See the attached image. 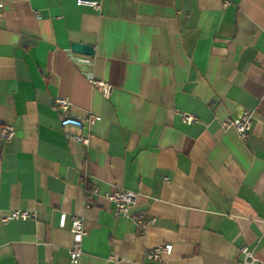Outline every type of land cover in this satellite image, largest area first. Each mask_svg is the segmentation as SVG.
Segmentation results:
<instances>
[{"label": "crops", "instance_id": "crops-1", "mask_svg": "<svg viewBox=\"0 0 264 264\" xmlns=\"http://www.w3.org/2000/svg\"><path fill=\"white\" fill-rule=\"evenodd\" d=\"M75 1L0 0V124L14 126L0 218L33 214L0 221V264H74L72 214L85 230L75 264H242L243 245L264 262V0ZM57 97L82 128L61 125ZM244 110L241 139L222 122ZM117 188L154 219L143 232L114 215L104 195Z\"/></svg>", "mask_w": 264, "mask_h": 264}, {"label": "built area", "instance_id": "built-area-1", "mask_svg": "<svg viewBox=\"0 0 264 264\" xmlns=\"http://www.w3.org/2000/svg\"><path fill=\"white\" fill-rule=\"evenodd\" d=\"M77 5H87L91 8L97 10L100 8V0H76ZM87 79L89 82L98 89V91L107 96L110 91V84L106 83L102 80H96L92 78L89 72H85ZM55 104L58 107V111L60 113V123L63 127L74 126L77 128H82L83 122L72 115L71 113V103L66 97H57L55 98ZM182 120L186 123H191L195 120V116L191 113L183 112L181 114ZM98 119V116L88 112L85 117V120L88 123H92L94 120ZM223 126H233L238 133L241 139L246 137V134L251 125V114L249 111H242L236 117H227L223 122ZM14 134V126L9 123L0 124V139L9 140L13 137ZM68 138L76 141H80L84 144L88 143V137L81 134H71L66 133ZM95 191V190H94ZM109 201L114 204V215H122L129 217L136 225L137 229L140 232H143L146 226L152 224L154 222L153 218L147 217L145 213H130L129 209L135 204L137 193L132 190L117 188L110 192L105 193L104 195ZM33 214L26 210L12 209L8 214L3 215L0 218L2 223L10 219H18L24 220L31 217ZM66 213L61 211L59 213V225L62 226L64 224ZM69 231L71 233L72 242L71 245L67 248L68 258L71 263H77L80 259L82 250L81 243L82 238L85 234V230L83 227V220L80 216L76 214H72L70 216V228ZM171 244L164 243L157 245L151 248L147 253V257L153 260H161L163 255H168L171 252ZM240 252L242 255V264H264L263 261L258 260L253 251L246 246L240 247Z\"/></svg>", "mask_w": 264, "mask_h": 264}, {"label": "water", "instance_id": "water-1", "mask_svg": "<svg viewBox=\"0 0 264 264\" xmlns=\"http://www.w3.org/2000/svg\"><path fill=\"white\" fill-rule=\"evenodd\" d=\"M72 51L84 55H92L93 54V47L89 44H84L80 42H73L71 44Z\"/></svg>", "mask_w": 264, "mask_h": 264}]
</instances>
